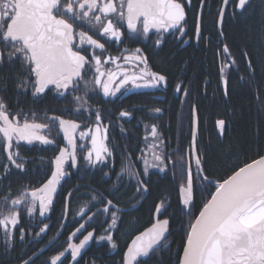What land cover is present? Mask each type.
I'll list each match as a JSON object with an SVG mask.
<instances>
[{"label":"flooded vegetation","instance_id":"1","mask_svg":"<svg viewBox=\"0 0 264 264\" xmlns=\"http://www.w3.org/2000/svg\"><path fill=\"white\" fill-rule=\"evenodd\" d=\"M225 1L55 0L53 16L71 28V49L80 58L83 69L77 79L71 77L73 73L65 72L54 81L52 75L50 81L42 84L41 76L49 65L41 69L32 59L25 43L5 39L16 6L15 0H0V61L4 60L2 63L5 67L8 61L19 63L23 70L26 69L25 73L31 80L26 81L27 88L23 92L24 97H28L23 98L17 108L0 104V124L13 133L11 159L15 154L24 160L29 149H35L38 162L42 157L48 159L49 166L45 172L49 171L50 175L43 184L32 187L12 204L16 217L12 228L18 225L21 229L18 249L22 254L14 253L15 247L12 245L15 237L11 236L15 232L0 231V251L4 258H12L14 264H54L55 260L64 257L59 264H72L73 250L92 236L90 246L74 264H98L95 256L101 258L103 243L113 244L112 233L118 229L122 215L140 206L148 190L141 185L137 166L129 157L136 178L144 190V200L128 209L107 198L101 199L98 204L82 202L80 209L72 213L73 218L69 219L72 191L65 193L63 181L65 177L77 174L87 176L113 169L114 155L110 141L115 137L111 132L114 127L122 129L134 125L139 129L140 141L152 142L151 147L153 142H156V146L171 147L170 136L159 128L153 118L154 111L161 110L164 115L162 103L166 104L170 96L179 97L182 94V120L176 140L180 142L182 133L189 132L191 147L187 148L183 156L193 171H201L200 157L201 168L193 161V119L194 113L197 117L198 113L196 107H190L188 95L191 91L186 87L182 89V81L176 84V89H171L169 76L153 60L169 46L180 51L192 43L196 50L202 46L208 49L215 44L221 45L218 60L231 62L224 66L230 69L233 66V55L223 33V26L228 17L234 20L236 14L244 10L247 0H229L220 27ZM205 8H215L217 11L219 37L215 43L210 35L203 36L202 18ZM3 17L8 20L5 24L1 22ZM167 21L171 22L168 24ZM187 106L188 114L185 116ZM72 127L76 129L73 140L71 135L68 138ZM95 129L100 132V147L92 143ZM0 135L5 150L6 137L1 132ZM171 148L168 153L177 155L179 149ZM196 151L199 156L197 141ZM6 156L13 164L7 153ZM56 161L60 165L58 187L53 190L50 186L40 191L51 178ZM16 168L19 170V167ZM41 169L39 166L36 172ZM87 196L92 198L91 195ZM64 198L68 219L57 239L63 225L55 234L53 221L58 202ZM24 220L27 223L25 225ZM67 223L71 232L65 231ZM4 224L5 221L3 227ZM64 234H67V238L62 240ZM26 245L28 252L25 250ZM57 249H60L59 253L53 254ZM111 250L108 257L115 254V249Z\"/></svg>","mask_w":264,"mask_h":264},{"label":"trees","instance_id":"2","mask_svg":"<svg viewBox=\"0 0 264 264\" xmlns=\"http://www.w3.org/2000/svg\"><path fill=\"white\" fill-rule=\"evenodd\" d=\"M217 18L215 8H205L203 36L210 35L214 43L219 37ZM1 22L5 24L8 20L3 17ZM223 33L233 55L230 69L224 66L231 62L218 60L221 45L215 44L208 49L202 46L196 50L192 43L180 51L169 46L153 60L169 76L171 89H176V84L183 82L182 89L186 87L191 91L188 95L191 109H197V148L202 169L193 171L191 197L187 193L188 164L183 156L191 147V136L189 132L182 133L181 141L176 140L182 120V94L170 96L166 104L162 103L164 115L161 110L153 112L154 121L170 136L172 148L156 146V142L151 147L152 142L140 141L139 129L134 125L122 129L114 127L111 132L115 137L110 141L113 169L94 175L65 177L64 191H72L69 219L80 209L82 202L98 204L107 198L128 209L143 199L145 194L141 185L148 190L147 197L137 209L122 215L118 229L112 233L113 244L103 243L101 258L95 256L98 264H122L129 244L154 223L158 208L159 218L169 220V236L137 264H180L191 227L218 186L244 166L264 156V0H247L244 10L236 14L234 20L229 17L225 20ZM2 62L4 60L0 61V104L17 108L23 98L28 97H24L23 92L27 88L26 81L31 80L19 63L8 61L5 67ZM188 108L184 110L185 116ZM187 120L190 123L189 117ZM220 122L225 123L223 135L219 132ZM4 146L0 135V231L15 232L11 236L15 237L14 253L22 254L18 249L20 227L12 228L11 225L7 229L2 223L6 217L14 218L12 204L16 200L47 180L50 175L45 170L49 161L42 157L38 162L36 150L29 149L24 160L13 154L14 166L8 161ZM170 148H178V154H169ZM129 157L137 166L141 185ZM39 166L42 169L36 172ZM65 210L66 199H60L53 221L55 234L63 225ZM68 225L65 231L71 232ZM65 238L67 234L62 240ZM111 248L115 249V254L108 257ZM25 250L28 252V245ZM59 251L54 250L53 254ZM2 255L0 251V264L15 263L12 258L7 260Z\"/></svg>","mask_w":264,"mask_h":264},{"label":"water","instance_id":"3","mask_svg":"<svg viewBox=\"0 0 264 264\" xmlns=\"http://www.w3.org/2000/svg\"><path fill=\"white\" fill-rule=\"evenodd\" d=\"M228 2L229 0L225 1L220 27H222L225 7ZM15 6L16 13L9 23L5 39L25 43L32 59L41 69L49 65L43 71L44 73L42 72L40 82L44 84L50 81L52 75L54 81L65 72L73 73L71 77L77 79L81 75L83 64L80 58L72 52L71 28L53 16L56 7L55 0H15ZM167 22L169 24L171 21ZM198 125V117L195 112L192 139L193 161L201 168L196 151ZM219 125L220 133L223 135L224 123L220 122ZM75 131L76 129L72 127L68 138L71 135L73 140ZM0 132L6 137L5 150L9 160L12 161L10 150L13 133L2 127L1 124ZM92 143L94 146H101L100 132L96 129L93 133ZM191 170L189 164L187 188L189 197L192 195L193 188ZM59 172L60 165L56 161L51 178L40 191L50 186L56 190ZM260 201H264V156L244 166L220 184L194 221L180 264H205L207 251L214 242H217L220 248V264H264V220L254 227H249L241 221V216ZM159 213L160 208L155 213L153 225L137 235L129 244L124 255V264H137L142 257L167 240L169 221L160 220ZM67 219L68 209L63 228L57 239L62 234ZM91 241L92 236L87 237L73 250L72 264L88 249ZM63 259L64 257H60L53 263L59 264Z\"/></svg>","mask_w":264,"mask_h":264},{"label":"bare ground","instance_id":"4","mask_svg":"<svg viewBox=\"0 0 264 264\" xmlns=\"http://www.w3.org/2000/svg\"><path fill=\"white\" fill-rule=\"evenodd\" d=\"M142 13H144L142 11ZM220 131V128H219ZM264 220V201L252 206L246 213L241 216V221L249 226H257ZM205 264H220V248L217 242H214L208 249Z\"/></svg>","mask_w":264,"mask_h":264},{"label":"rangeland","instance_id":"5","mask_svg":"<svg viewBox=\"0 0 264 264\" xmlns=\"http://www.w3.org/2000/svg\"><path fill=\"white\" fill-rule=\"evenodd\" d=\"M151 167H153V166H151ZM15 217V216H14ZM7 218V219H6ZM5 219H4V221H5V223L6 224H4V227L5 228H7V226H9V228H10V225H14V223H15V220H16V217L15 218H9V217H6ZM14 219V220H13ZM2 225H3V223H2Z\"/></svg>","mask_w":264,"mask_h":264}]
</instances>
